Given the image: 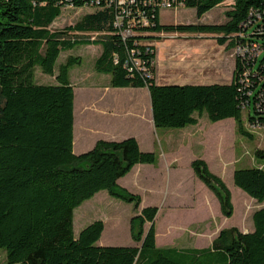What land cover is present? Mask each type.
<instances>
[{
  "label": "trees",
  "instance_id": "1",
  "mask_svg": "<svg viewBox=\"0 0 264 264\" xmlns=\"http://www.w3.org/2000/svg\"><path fill=\"white\" fill-rule=\"evenodd\" d=\"M162 1L0 0V250L6 264H264V208L252 213L250 233L223 229L202 250L158 248L157 207L138 212L140 197L117 184L135 165L155 164L157 155L141 151L132 137L98 141L81 155L72 151L74 89L69 72L80 58L68 57L57 73L54 66L62 51L100 45L94 69L110 76L112 88H147L156 130L194 126L203 113L211 123L232 119L235 133L249 139L254 134L247 131L248 124L260 125L263 146L253 152L257 165L235 169L232 181L250 198L264 202V0H232L220 25H163ZM175 1L201 19L226 0ZM81 7L93 11L73 26L51 30L64 8ZM128 13L136 20L143 16L148 24L136 25L124 39L121 32L128 25L123 20L116 26V18ZM171 34L211 35L227 49L257 43L262 52L254 66L253 60L235 57L228 85H157L153 44ZM132 58L144 64L146 74L132 68ZM36 68L55 84H35ZM190 168L218 201L221 215L230 218L231 193L222 179L201 159ZM101 191L133 205L137 214L129 231L134 245L98 246L104 231L100 220L73 235L74 210Z\"/></svg>",
  "mask_w": 264,
  "mask_h": 264
},
{
  "label": "crops",
  "instance_id": "2",
  "mask_svg": "<svg viewBox=\"0 0 264 264\" xmlns=\"http://www.w3.org/2000/svg\"><path fill=\"white\" fill-rule=\"evenodd\" d=\"M204 36L200 35L198 39ZM210 38L212 37L210 36ZM165 42L166 41L161 40L157 43V46L160 43L163 45ZM214 42L216 43L215 39ZM180 46L190 53L193 48L187 44L185 47L183 44H180ZM180 46H177L176 41H173L169 46H166L164 53L165 61L162 62L166 67H175L173 62V57H176V55H174V50H177ZM199 46H203V44ZM220 47L225 48V46ZM99 55L100 53H98L97 57ZM192 56L194 57L191 60L184 57L181 61H177V65L183 67L182 73L187 76V78L180 82L179 85H228L232 82L235 67L234 59H228L227 64L223 66L222 63L214 61L213 58L201 60L200 58H197L195 54H192ZM157 60L158 47L156 48V84L160 85L158 82V80H160L162 82L161 85H175L176 83L172 81H163V79L166 78V75H164L163 72L164 76H162L161 71L159 75ZM223 68L225 74L224 81H222L220 75L219 79L215 76V71L217 69V71H220ZM205 76L211 78L207 79ZM69 80L72 84L70 72ZM96 92L98 93L96 97L90 98L89 102L78 107L73 105L72 151L74 155H81L91 150L98 141L119 142L132 137L137 141L141 151L154 152L157 155V162L155 164L135 165L127 175L117 181V184L128 192L140 197L138 212L149 206L157 207L158 212L154 219V226L155 244L158 248L202 250L209 248L223 229L234 227L243 234L253 231V225L251 224L250 226H247L246 224V208L241 215L240 225H236L235 223L226 228L222 225L214 227L213 225H210V218L208 217V212L210 210L216 219H220L219 215H216V208L218 207L219 209V204L214 196V198H211V196L206 193L204 194V199H200L199 202H189L184 199V182H182V179L180 178L183 174V170L182 166L179 164L184 151L187 149L194 151V157H192L194 159H191L190 163L195 159H201L206 162L209 170L214 175L220 177L223 172H226L229 168H231L229 170L230 173L233 174L236 163L240 162L242 157V155H240V157L236 158V149L233 142L230 143L231 145L229 144L230 146L227 148L228 156L225 158L222 155V153L224 154V151H222L221 144L219 142L216 143L217 147L211 149L213 151L217 150L219 164L212 165L209 163L208 159H206L205 152L210 150V148H208L207 139L208 134L211 133V131L210 127H201V119H199L198 123L194 126L165 132L162 138L163 143L161 149L158 151L155 137L157 130L154 128L152 121L150 96L147 88H112L107 86L104 88H98ZM114 95H124L128 97L129 103L122 104L120 107L110 104L109 101ZM214 124L219 127V130H224L228 126L230 134L236 135L235 123L232 119H227ZM172 178L175 179L172 181ZM189 178L194 181L193 176L190 177L189 175ZM108 197L109 196H102L98 200L99 204L108 205L110 200ZM151 200H155V203H151ZM262 203L259 204L257 208H259ZM232 205L234 215L235 207L233 202ZM213 209L215 210V213H213ZM199 210L202 214H205V217L202 219H198V215H195ZM188 212H194V215L192 216L193 219H186V217H191ZM135 215L136 214L133 216ZM233 215L230 218H232ZM221 217L224 221L225 217L222 215ZM100 221L103 222L105 231L106 223H104V220ZM147 228L148 224L145 225V230H147ZM103 233L98 240L97 245L102 247L111 246L109 244H113V242L110 241L109 237L104 236ZM183 236L189 237H187L189 240L188 245L180 243ZM132 245H134L133 241L131 240L130 242L129 240L127 246ZM0 264H6L5 254L3 253H0Z\"/></svg>",
  "mask_w": 264,
  "mask_h": 264
},
{
  "label": "rangeland",
  "instance_id": "3",
  "mask_svg": "<svg viewBox=\"0 0 264 264\" xmlns=\"http://www.w3.org/2000/svg\"><path fill=\"white\" fill-rule=\"evenodd\" d=\"M232 4V0H226L222 4L214 7L209 12L203 15L201 19H197L195 15V10L190 8H177L174 10H163L160 13V23L163 25H189V24H206V25H220L226 22V18L224 16V12L230 9V5ZM93 10L86 7H81L78 9H70L64 8L60 17L56 19L54 24L51 26V30H61L63 28H67L75 25L85 14L91 13ZM204 36V35H202ZM206 35L204 37H200L198 39V35L193 34H180V35H161L160 41H166L165 44H158L156 42L155 50L158 47V60H157V68L162 72V76L166 75L163 81L169 82L172 81L176 83L175 85H179L180 82L185 80L187 76L182 73V66L177 65V61H181L182 58H188L189 60L193 59L195 54L197 58L201 60L213 58L214 61L218 63H222L223 66L227 64V60L235 59V51L233 49L229 50L227 48H222L214 42V36ZM176 41L177 46L180 44L186 46V44L190 47H193L190 52H187L186 49L181 48L180 46L177 50H174L173 62L175 67H166L164 65L165 60V48L169 46L172 41ZM159 40V39H158ZM159 41V42H160ZM185 43V44H184ZM203 46H199L202 45ZM101 52L100 45H78L68 51H62L55 63L54 73L58 72L59 66L65 62L68 57H79L80 63L78 65H74L70 69L71 81L74 89V106L78 107L83 105L86 102H89L90 98H95L98 94L96 91L98 88H104L110 86V76L105 73H99L94 69V62L98 55ZM188 60V61H189ZM191 62V61H190ZM173 69V70H171ZM218 70V69H217ZM215 71V76L219 79V75L222 77V81L225 80L224 68L220 71ZM164 72V75H163ZM205 78L210 79L211 77L205 76ZM162 80V79H161ZM161 85L162 82L158 80ZM34 83L37 85H54V78L48 75H44L41 71L36 68L34 72ZM110 104L114 106H121L122 104H128L129 98L120 95V96H112V99L109 101ZM243 120H246V114L243 113ZM201 127H210L211 133L208 134V148L210 150L205 152L206 159L212 165L219 164L217 159V150H212L211 148L217 147L216 143L221 144L222 151L225 157L228 156V149L231 145L230 143H234L236 149V158L242 155L240 162H237L235 165V169H249L253 168L257 164L253 160V152L255 149L262 148L263 139L262 135L256 134L253 139H249L245 136L240 135H231L228 126L224 130H219V127L214 123L209 122L206 117V114L200 118ZM126 123V122H124ZM130 126V125H129ZM128 126V127H129ZM221 129V128H220ZM177 129H157L156 131V147L159 151L162 146V138L165 132L176 131ZM230 144V145H229ZM247 152V154H246ZM194 151H190L189 149L185 150L182 158L180 159L179 164L182 166L183 174L180 177L182 182H184V199L191 201L199 202L200 199H204V194L208 193L211 198H214L211 192L196 178L191 172V168L189 163L191 159H194L193 156ZM221 155V156H222ZM222 156V157H223ZM231 168H229L226 172L220 176L223 182L226 184L228 189L232 194V202L234 204V215L232 218H223L219 213L218 207L216 208V215H219L220 219H216L215 216L212 215V212H208V217L210 218V225L216 227L217 225H222L223 227L232 226L236 223V225H240V218L242 213L246 208L247 214V226L252 224L251 214L257 210L264 208V202L262 205L257 208V206L261 203H258L256 200L247 196L243 191L238 189L233 185L232 174L230 173ZM193 176L194 181L189 178ZM175 179V178H174ZM172 178V181L174 180ZM162 180V178H161ZM164 181V179H163ZM137 193V192H136ZM102 196L107 195L106 191H101L97 195H95L92 199L85 201L81 206L76 208L73 212V235L75 237L78 236L79 232L84 229L86 226L91 224L97 220H104L106 223V228L104 231V236L109 237L110 241L113 244H109L111 246H127L129 244L130 239V231H129V223L130 219L134 214H137L136 211L133 210V205L122 202L120 200L114 199L112 197L109 200V204H99L98 200ZM151 203H155V200H151ZM249 203V204H248ZM248 204V205H247ZM247 205V206H246ZM213 213L215 210L213 209ZM191 217H186V219H193L192 216L194 212H188ZM198 219H202L205 217V214L199 210L197 212ZM202 215V216H201ZM98 217V218H97ZM186 237V238H185ZM188 236H183L181 238V244L188 245ZM189 238V237H188ZM0 253L4 252L0 250ZM3 263V262H2Z\"/></svg>",
  "mask_w": 264,
  "mask_h": 264
},
{
  "label": "built area",
  "instance_id": "4",
  "mask_svg": "<svg viewBox=\"0 0 264 264\" xmlns=\"http://www.w3.org/2000/svg\"><path fill=\"white\" fill-rule=\"evenodd\" d=\"M122 4V3H121ZM177 8H181L179 5H176V1L175 0H163L160 4V13L163 10H174ZM130 12V11H129ZM123 20L126 21L127 23V28L124 29L121 34L122 37L125 39L128 36H130L131 34V29L134 28L136 25H142L145 26L147 25V21L143 16H140L139 20H136L135 18L131 17L130 13H128L126 16H123V18H120L117 16L116 18V26L121 27ZM94 36L91 37V39H93ZM154 46L156 44H153ZM235 51V57H239L242 58L244 60H253V66L255 65V63L257 62L262 50L260 49L259 45L257 43H246L243 46H236L234 49ZM135 55V54H134ZM133 57V55H132ZM132 62V68H134L138 73H145L146 74V68L144 66V64H142V62L137 59V58H132L131 60ZM153 64V62H152ZM247 131L250 132L251 134H261V130L262 127L260 125H258L257 123H253V124H248V126L246 127Z\"/></svg>",
  "mask_w": 264,
  "mask_h": 264
}]
</instances>
